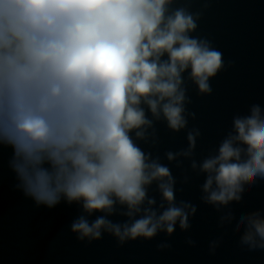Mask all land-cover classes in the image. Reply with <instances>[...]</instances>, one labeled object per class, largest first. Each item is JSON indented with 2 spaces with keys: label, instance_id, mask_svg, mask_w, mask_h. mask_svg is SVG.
Masks as SVG:
<instances>
[{
  "label": "clouds",
  "instance_id": "9594fccd",
  "mask_svg": "<svg viewBox=\"0 0 264 264\" xmlns=\"http://www.w3.org/2000/svg\"><path fill=\"white\" fill-rule=\"evenodd\" d=\"M172 2L0 0V145L12 150L10 165L24 194L49 208L61 198L82 202L89 215H111L117 203L130 219L143 213L123 224L81 216L71 225L81 240H99L101 230L121 243L151 239L158 230L170 235L177 221L187 229L195 213L190 204L176 206L169 168L131 135L144 139L152 127L144 106L157 120L162 114L170 129L185 128L182 74L190 69V79L207 94L222 67L219 51L189 35L199 14L170 11ZM233 126L235 134L200 166L208 174L205 199L214 205L239 201L243 185L264 178L260 106L234 118ZM199 135L190 131L188 148L168 152L167 159L191 156ZM153 181L168 205H160L159 215L155 199L147 197ZM241 226L242 243L264 249V216H243Z\"/></svg>",
  "mask_w": 264,
  "mask_h": 264
},
{
  "label": "water",
  "instance_id": "95a60500",
  "mask_svg": "<svg viewBox=\"0 0 264 264\" xmlns=\"http://www.w3.org/2000/svg\"><path fill=\"white\" fill-rule=\"evenodd\" d=\"M169 7L170 11L184 7L199 14L198 18L194 15L197 28L189 35L219 51L222 67L209 79L211 92L207 94L200 93L190 79V69L182 74L185 128L170 129L162 114L157 120L144 106L152 127L144 139H137L134 132L131 135L152 160L169 168L176 206L183 202L195 207L188 217L189 227L181 229L177 221L170 235L158 230L151 239L123 243L104 230L99 240H81L71 231L81 216L89 223L104 216L123 224L143 213L130 219L123 215L127 207L117 203L111 215H89L82 202L69 204L63 198L51 208L37 205L24 194L10 165L11 148L0 145V264H264V249H250L242 243L245 227L237 229L243 216L253 212L264 216V178L243 185L239 201L214 205L205 199L203 185L208 174L200 170L205 159L218 154L223 140L235 134L234 118L250 115L254 105L264 115V0H173ZM194 129L200 135L192 155L169 161L168 152L188 148L187 135ZM146 190L147 197L155 199L153 208L159 215L163 211L160 205H168L158 182L153 181ZM143 207H148L147 200Z\"/></svg>",
  "mask_w": 264,
  "mask_h": 264
}]
</instances>
